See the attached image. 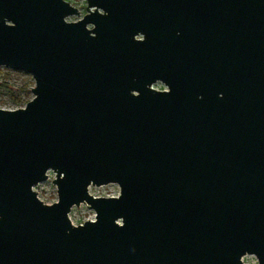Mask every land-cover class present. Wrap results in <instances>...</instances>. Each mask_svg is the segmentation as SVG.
<instances>
[{
  "label": "water",
  "instance_id": "water-1",
  "mask_svg": "<svg viewBox=\"0 0 264 264\" xmlns=\"http://www.w3.org/2000/svg\"><path fill=\"white\" fill-rule=\"evenodd\" d=\"M85 1L0 0V264H264V0Z\"/></svg>",
  "mask_w": 264,
  "mask_h": 264
},
{
  "label": "rangeland",
  "instance_id": "rangeland-1",
  "mask_svg": "<svg viewBox=\"0 0 264 264\" xmlns=\"http://www.w3.org/2000/svg\"><path fill=\"white\" fill-rule=\"evenodd\" d=\"M73 6L77 7L81 14L85 12L86 6L85 0H66ZM78 17L70 16L67 18L69 21H74ZM34 86L32 76L22 70H14L5 66H0V108L2 109H15L23 107L28 102L33 94L31 93V87ZM161 83H157L153 86L154 89H161ZM54 178L53 172H48V178L33 187L37 196L44 203H53L57 200L56 187L52 183ZM119 188L116 184H107L102 186H90L88 191L93 196H116ZM49 204V203H47ZM94 211L89 209L85 204L73 206L69 212L70 221L75 224L82 223L85 220L94 219ZM74 224V223H73ZM253 255H246L242 258L244 264H252ZM255 258V257H254ZM256 261V258H255Z\"/></svg>",
  "mask_w": 264,
  "mask_h": 264
},
{
  "label": "snow or ice",
  "instance_id": "snow-or-ice-1",
  "mask_svg": "<svg viewBox=\"0 0 264 264\" xmlns=\"http://www.w3.org/2000/svg\"><path fill=\"white\" fill-rule=\"evenodd\" d=\"M101 15H105L104 13H101ZM164 91L168 92L169 89H164ZM136 95V94H134ZM62 174L65 176V173L62 171ZM117 197H120V194H118ZM48 207H51V205H47ZM97 222L96 219H93L92 220V223L95 224ZM116 225L120 226V227H123L124 224H125V220L121 221V220H117L116 222ZM84 225L83 224H80L79 226H77L76 224H74L73 228H80V227H83ZM259 264H260V261H259Z\"/></svg>",
  "mask_w": 264,
  "mask_h": 264
},
{
  "label": "built area",
  "instance_id": "built-area-1",
  "mask_svg": "<svg viewBox=\"0 0 264 264\" xmlns=\"http://www.w3.org/2000/svg\"><path fill=\"white\" fill-rule=\"evenodd\" d=\"M157 83H161V82H156V83H154L151 87L153 88V86H155ZM160 88H161V89H159V90H164V89H166V86H165L163 83H161ZM157 90H158V89H157ZM242 262H243V261H242ZM243 264H244V262H243Z\"/></svg>",
  "mask_w": 264,
  "mask_h": 264
},
{
  "label": "clouds",
  "instance_id": "clouds-1",
  "mask_svg": "<svg viewBox=\"0 0 264 264\" xmlns=\"http://www.w3.org/2000/svg\"><path fill=\"white\" fill-rule=\"evenodd\" d=\"M118 194H119V191L117 190L116 195H118ZM47 203L50 204V202H47ZM73 223L75 224L76 222L74 221ZM252 264H256V261H255V258L254 257H253Z\"/></svg>",
  "mask_w": 264,
  "mask_h": 264
},
{
  "label": "flooded vegetation",
  "instance_id": "flooded-vegetation-1",
  "mask_svg": "<svg viewBox=\"0 0 264 264\" xmlns=\"http://www.w3.org/2000/svg\"><path fill=\"white\" fill-rule=\"evenodd\" d=\"M136 38H137V39H141L142 36H141V35H137Z\"/></svg>",
  "mask_w": 264,
  "mask_h": 264
}]
</instances>
